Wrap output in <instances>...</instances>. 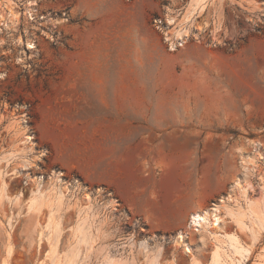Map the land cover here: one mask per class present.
Instances as JSON below:
<instances>
[{
	"label": "rangeland",
	"instance_id": "1",
	"mask_svg": "<svg viewBox=\"0 0 264 264\" xmlns=\"http://www.w3.org/2000/svg\"><path fill=\"white\" fill-rule=\"evenodd\" d=\"M188 2L0 0V264H264V0Z\"/></svg>",
	"mask_w": 264,
	"mask_h": 264
},
{
	"label": "bare ground",
	"instance_id": "2",
	"mask_svg": "<svg viewBox=\"0 0 264 264\" xmlns=\"http://www.w3.org/2000/svg\"><path fill=\"white\" fill-rule=\"evenodd\" d=\"M208 0H189L188 3L189 4V7L187 6V11L185 13V15L183 14V18L184 19H187L185 20V23L187 21H189V17L197 12V11H200L202 10L203 8H205V6L207 5L206 2ZM243 1H246V0H243ZM167 20L169 23H173L175 21L174 19V15L172 14H167ZM183 20V19H182ZM184 23V20L182 21ZM188 23V22H187ZM186 28L185 27H181L180 29H176L173 33H172V37L170 38H173V40L170 42V49H174L178 44H182L183 42V35L186 33ZM166 38L170 39L169 37L166 36ZM176 41V42H175ZM151 131V134L150 136L152 135L153 133V127L150 126L148 127ZM149 136V137H150ZM229 198V195L225 196L224 198L221 199V203L219 204H215V206H213L211 208V210H203L201 212H197V211H194L191 213V215L189 216V225H195V226H199L200 224H202V221H204L205 219H210L211 220V223L212 225H218L220 219H221V215H220V212H222V208L225 209L227 208L226 204L224 203L226 201V199ZM224 203V204H223ZM226 212H228V210H225ZM184 235H186V232H183V231H180L177 233V241L179 242H183V237ZM234 238V237H233ZM231 239V242H235L236 243V240L232 239V238H229V240ZM234 245V244H233ZM235 246V245H234ZM184 247H185V250L186 251H190L189 250V246L188 244L184 243ZM8 248V247H7ZM10 249L11 248H8L7 250V257H8V254L10 252ZM220 250L218 248H215L212 252V255H211V258H210V261H209V264H224V261L222 259V256L219 252ZM238 252H240L241 255H243V251L245 252L246 250H241L238 249L237 250ZM4 263V261L2 262ZM41 264V262H40Z\"/></svg>",
	"mask_w": 264,
	"mask_h": 264
}]
</instances>
